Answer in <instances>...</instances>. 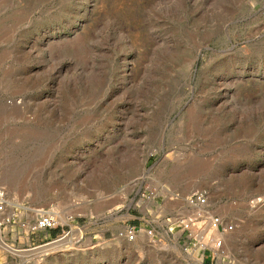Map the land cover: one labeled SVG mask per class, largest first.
<instances>
[{
	"label": "rangeland",
	"instance_id": "rangeland-1",
	"mask_svg": "<svg viewBox=\"0 0 264 264\" xmlns=\"http://www.w3.org/2000/svg\"><path fill=\"white\" fill-rule=\"evenodd\" d=\"M0 184L82 235L4 264H209L169 215L114 237L152 187L237 222L210 264H264V0H0Z\"/></svg>",
	"mask_w": 264,
	"mask_h": 264
},
{
	"label": "built area",
	"instance_id": "built-area-1",
	"mask_svg": "<svg viewBox=\"0 0 264 264\" xmlns=\"http://www.w3.org/2000/svg\"><path fill=\"white\" fill-rule=\"evenodd\" d=\"M160 188L152 187L149 196L154 197ZM264 202V195L253 196L245 206L255 208ZM235 205V201L225 202ZM183 211L174 212L165 218L169 231L176 228V238L181 250L199 263H212L226 257L225 238L234 232L237 222L216 211L204 190H195L183 197ZM73 215L69 206L62 207L57 201L44 205L34 204L12 195L6 186L0 184V252L10 256L30 257L31 251L52 243L70 241L75 230L81 238L80 226L72 225ZM137 228L124 225L117 228L114 237L133 242ZM152 237L153 228L142 231ZM28 259V258H27ZM0 264H4L0 261Z\"/></svg>",
	"mask_w": 264,
	"mask_h": 264
},
{
	"label": "crops",
	"instance_id": "crops-1",
	"mask_svg": "<svg viewBox=\"0 0 264 264\" xmlns=\"http://www.w3.org/2000/svg\"><path fill=\"white\" fill-rule=\"evenodd\" d=\"M147 205L142 208L141 212L137 211L135 213L129 214L130 217L125 218V225H133L137 228V231L142 234V231L146 228H153V226H157L156 222L152 221V216L159 215L160 217H164L167 215H172L174 213V209L169 206V204L160 201V205L158 206L157 201L154 197L151 200H147ZM156 213V214H155ZM106 231V229H104ZM103 230L102 236L105 235V231ZM154 230V229H153ZM169 230V228H168ZM155 236V232H154Z\"/></svg>",
	"mask_w": 264,
	"mask_h": 264
},
{
	"label": "bare ground",
	"instance_id": "bare-ground-1",
	"mask_svg": "<svg viewBox=\"0 0 264 264\" xmlns=\"http://www.w3.org/2000/svg\"><path fill=\"white\" fill-rule=\"evenodd\" d=\"M166 189V188H165ZM68 206H70V209L71 210H80L79 209V206H80V204L78 203V202H74V201H71L69 204H68ZM61 243H63V242H58V243H52V244H61ZM50 245V244H49ZM47 246V245H46ZM43 247H45V246H43ZM60 247V246H59ZM41 248V247H40ZM36 249H38V248H36ZM36 249H34V250H36ZM34 250H32L31 251V255H33L32 253H34Z\"/></svg>",
	"mask_w": 264,
	"mask_h": 264
}]
</instances>
